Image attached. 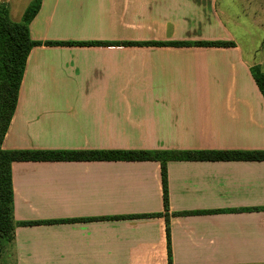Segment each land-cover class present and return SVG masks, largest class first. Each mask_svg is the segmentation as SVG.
<instances>
[{
  "label": "crops",
  "instance_id": "0c3cea01",
  "mask_svg": "<svg viewBox=\"0 0 264 264\" xmlns=\"http://www.w3.org/2000/svg\"><path fill=\"white\" fill-rule=\"evenodd\" d=\"M29 28L4 150H264V0H42ZM161 171L14 163V264H264V162H169L168 209Z\"/></svg>",
  "mask_w": 264,
  "mask_h": 264
},
{
  "label": "trees",
  "instance_id": "16d2710c",
  "mask_svg": "<svg viewBox=\"0 0 264 264\" xmlns=\"http://www.w3.org/2000/svg\"><path fill=\"white\" fill-rule=\"evenodd\" d=\"M42 0H35L26 10L23 20H11L7 6L0 5V255L3 241H11L18 226L13 217L12 165L17 162H80V161H157L161 163L164 202L168 209L167 163L173 161L264 162L262 151H6L5 136L16 111L21 84L30 52L41 43L31 39L29 25L38 14ZM122 46L181 47L185 43H122ZM233 43H200L199 46L229 47ZM256 85L264 97V71L260 66L251 68ZM168 226V224H167ZM169 263L171 251L169 245Z\"/></svg>",
  "mask_w": 264,
  "mask_h": 264
},
{
  "label": "rangeland",
  "instance_id": "374dc122",
  "mask_svg": "<svg viewBox=\"0 0 264 264\" xmlns=\"http://www.w3.org/2000/svg\"><path fill=\"white\" fill-rule=\"evenodd\" d=\"M14 239V236H13ZM13 239L11 241L8 240H4L3 241V251L2 254L0 255V264H14L13 259L11 258V254L12 253V243H13Z\"/></svg>",
  "mask_w": 264,
  "mask_h": 264
}]
</instances>
